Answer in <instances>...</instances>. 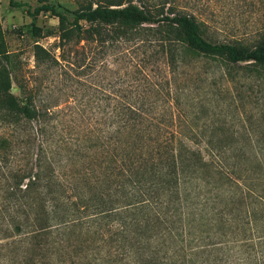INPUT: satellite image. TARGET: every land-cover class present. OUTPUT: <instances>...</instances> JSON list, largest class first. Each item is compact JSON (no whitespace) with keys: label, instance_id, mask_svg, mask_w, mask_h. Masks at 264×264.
Instances as JSON below:
<instances>
[{"label":"rangeland","instance_id":"1","mask_svg":"<svg viewBox=\"0 0 264 264\" xmlns=\"http://www.w3.org/2000/svg\"><path fill=\"white\" fill-rule=\"evenodd\" d=\"M18 1L32 9L49 2L74 10L86 0ZM175 1L185 12L196 15L205 35L215 41L252 46L264 29V0ZM34 26L41 29V35L34 32ZM58 26V18L51 12L45 11L33 21L26 7L0 0V61L10 74L11 91L21 100L34 94L37 104L50 113L47 120L27 124L16 135L13 127L0 130L2 135H14L15 167L25 166L42 148H52L59 152L58 171L70 177L118 140L114 130L120 100L155 97L153 81L165 96L158 101V110L170 112L166 102L169 92L175 113L176 127L172 128L180 130L190 145H205L210 140L264 147V68L234 65L220 57L193 56L171 77L158 43H143L140 37L103 43L83 40L75 44L72 40L64 51ZM36 44L46 48L50 58L38 59ZM93 143L98 145L86 148ZM79 147L83 150L77 156L72 150ZM250 153L244 158L238 152L228 153L230 161L239 162L238 174L264 172L254 168L256 155ZM67 215V223L39 237L1 238L0 264H155L154 260L159 264H221L219 249L205 246L183 221L168 230L166 221L154 216L153 226L147 228L143 216L126 212L83 223ZM234 264H240L239 260Z\"/></svg>","mask_w":264,"mask_h":264},{"label":"trees","instance_id":"2","mask_svg":"<svg viewBox=\"0 0 264 264\" xmlns=\"http://www.w3.org/2000/svg\"><path fill=\"white\" fill-rule=\"evenodd\" d=\"M10 3L26 7L33 21L45 11L57 17L64 51L72 40L103 43L140 37L143 43L159 44L167 76L174 77L193 56L264 68V29L252 46L215 41L205 35L197 16L185 12L175 0H86L74 10L49 2L33 9L26 2ZM33 28L41 35L40 28ZM35 48L38 59L50 58L42 45ZM11 86L8 69L0 61V130L13 127L16 135L27 124L50 117L34 94L21 100ZM152 87L155 97L120 100L114 130L118 140L70 177L58 171L59 152L52 148H42L25 166L15 167L14 135L0 134V215L4 219L0 239L23 234L39 237L67 223V212L79 223L126 212L143 216L147 228L154 224L151 216L166 221L168 230L185 222L189 233L195 231L205 246L219 249L221 264H234L236 259L240 264H264V172L238 174L239 162L228 156L238 152L244 158L252 150L254 168L264 170V147L210 140L190 145L180 130L172 128L176 125L169 92L170 112L159 111L157 103L165 96L159 83L153 81ZM82 150L72 151L79 156Z\"/></svg>","mask_w":264,"mask_h":264}]
</instances>
